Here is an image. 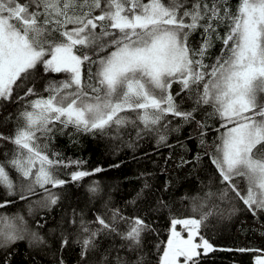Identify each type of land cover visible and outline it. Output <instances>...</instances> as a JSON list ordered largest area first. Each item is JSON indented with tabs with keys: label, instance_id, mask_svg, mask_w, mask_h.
<instances>
[{
	"label": "snow or ice",
	"instance_id": "6c2138e0",
	"mask_svg": "<svg viewBox=\"0 0 264 264\" xmlns=\"http://www.w3.org/2000/svg\"><path fill=\"white\" fill-rule=\"evenodd\" d=\"M0 116L15 124L10 135L0 132V264L23 241L52 252L53 264H66L72 246L78 264H202L218 250L201 231L212 220L264 215V0H0ZM186 125H195L187 139L197 151L176 167L204 165L207 176L197 195L180 198L189 215L170 214L163 247L145 240L158 230L145 215L153 193L151 174L142 173L126 202L132 213L110 206V194L92 220L73 208L49 230L58 231L53 249L40 231L47 216L68 186L105 171L52 150L55 135L108 137L117 151L155 136L159 149L174 147L169 134ZM61 168L74 170L65 179ZM85 187L91 198L103 193L98 180ZM227 251L260 253L254 264H264V250Z\"/></svg>",
	"mask_w": 264,
	"mask_h": 264
},
{
	"label": "trees",
	"instance_id": "16d2710c",
	"mask_svg": "<svg viewBox=\"0 0 264 264\" xmlns=\"http://www.w3.org/2000/svg\"><path fill=\"white\" fill-rule=\"evenodd\" d=\"M233 6L237 0H231ZM199 43V36L193 39V46ZM221 45L216 44L210 50L209 57L206 58L207 63H211L219 54ZM43 81L39 85L42 87ZM177 86L174 85V89ZM190 102L184 107H188ZM210 111V109H208ZM8 112L4 111L3 116H7ZM3 116H0V132L10 135L14 130L15 124L12 122L3 123ZM197 118H201L197 114ZM179 123V121H174ZM209 123L215 124L216 121L210 119ZM169 127H172L170 125ZM195 129V125H186L177 132H172L168 136V143L174 145L172 148L156 146V137L149 136L138 142L139 146L133 150L128 147H121L119 151V143L103 136H91L81 133L75 134L69 139L67 133L63 136L55 135V139L51 143L54 151L62 153L65 159H83L87 161L84 165L85 169H94L100 167L105 169L95 176L88 177L82 183L81 187H69V194L61 201L60 205L55 207L47 216V223L40 231L45 234L53 245V249L58 245L53 243L56 233H50L49 230H58L61 218L65 214L71 213L75 208L77 211H83L85 219L92 220L94 213L103 212V202L111 195L112 207L122 209L125 214L132 213L131 206L126 207V202L132 199L137 191L142 187L145 177L142 173H150L147 179L152 184V195L148 196V200L152 201L153 211L150 215L145 214L148 222L158 230V235L148 234L145 236L147 247L155 249L157 243L165 242L169 236V216L170 214L178 217L188 216L185 210L188 207V201L181 202L180 198L185 196H195L201 190V182L205 180L207 172L204 165L199 169H193L191 166L182 168L176 167L181 156L191 160L197 151L196 140L187 139L189 132ZM68 131H72L69 129ZM214 135V133H213ZM131 136H135V132H131ZM126 139L131 137L126 136ZM77 140V143H72ZM185 143L186 148H182L180 143ZM10 148L11 145H5ZM169 155L171 158L168 159ZM167 160V163L165 161ZM119 165V167H111ZM74 168L60 169L62 178L67 179V173L73 171ZM98 180L103 188V193L95 198H91L86 190V185L92 181ZM168 187L165 190V184ZM156 199H162L167 207L156 210ZM22 205H14L7 211H15ZM259 215L257 220L251 213H238L231 219H224L219 222L212 220L208 229L202 228V234L209 239L217 251L211 252L207 257L203 258L202 264H254V257L260 253L257 252H238L227 251V249H261L264 250V215ZM152 217H155L153 220ZM72 238L70 237V240ZM116 243H119L117 240ZM109 244L105 240L101 245L103 249ZM163 247V243H160ZM80 249L78 246H72L64 250V259L66 264H78ZM10 264H53V253L50 251H39L36 248L28 246L27 241L19 242L15 245V250L10 257Z\"/></svg>",
	"mask_w": 264,
	"mask_h": 264
},
{
	"label": "rangeland",
	"instance_id": "374dc122",
	"mask_svg": "<svg viewBox=\"0 0 264 264\" xmlns=\"http://www.w3.org/2000/svg\"><path fill=\"white\" fill-rule=\"evenodd\" d=\"M177 230L180 231L181 230V227L178 225L177 226ZM185 236H186V233H185Z\"/></svg>",
	"mask_w": 264,
	"mask_h": 264
}]
</instances>
